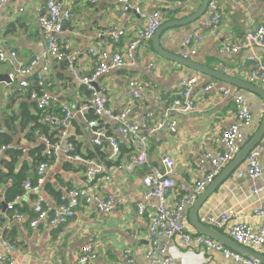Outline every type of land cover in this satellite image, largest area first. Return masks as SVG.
<instances>
[{
    "label": "crops",
    "instance_id": "obj_1",
    "mask_svg": "<svg viewBox=\"0 0 264 264\" xmlns=\"http://www.w3.org/2000/svg\"><path fill=\"white\" fill-rule=\"evenodd\" d=\"M64 1L73 13V18L63 27L64 49L74 56V67L83 75L89 74L94 68V59L88 55V49L110 50L107 37L110 30L117 28L123 32L118 46L123 50L142 30L146 17L153 10L160 11L162 26L167 22L189 17L201 4L200 0L175 3L164 0H133L137 3L140 14L131 11L120 16V6L115 0H99L95 5H89V0ZM238 1L237 4L230 0H217L222 18L215 31L202 27L200 18L186 26L168 28L159 38L160 47L167 53L180 57L184 40L191 32H196L203 40L196 45V55L188 60L250 84L247 80L251 68L248 58L255 55L264 64V50L253 48L232 54L222 52V46L238 42L258 25L264 24V0ZM43 2L45 0H13L3 8L0 17V47L8 55L10 52L15 54L7 62L0 63V73L13 77L9 84L0 83V171H10L14 175L26 173L25 179L32 183L36 168L43 161H34V157L38 155L37 148H41L43 158V148L35 131L50 137H54L56 132L50 126L38 122L40 111L28 99L29 92L36 88L35 79L32 76H19L15 71L44 49L36 20V9ZM133 63L104 74L95 86L107 85L109 105L119 111L128 100L127 83L130 79L146 85L131 109L130 118L147 128L160 121L164 123V128L148 139V164L131 173L113 171V165L124 164L128 160L133 148L118 134L111 121L102 125L108 137L119 141V154L115 158L111 157L112 150L107 140L103 141V146L93 143L95 135L88 125L93 116L82 115L77 110L89 99V91L75 84L66 63L52 62L50 71L44 75L43 85L38 90H45L53 97L50 111L55 116H61L64 105L75 109L67 128L68 140L84 159L98 160L105 164L111 181L104 180V174L99 175L92 181V190L101 198L113 196L117 206L107 215L96 212L92 206H84L62 227H51L42 222L36 228H31L30 216L26 211L33 212L37 200L55 208L65 198L67 189L82 187L85 182V166L65 162L61 153L59 161L45 173L37 194L26 192L16 198L15 202L21 211L2 212V204L12 205L4 200L6 189L11 186L12 181L8 180L0 185V256L5 255L15 264H78L81 248L89 238H94L96 243L93 249L97 254L95 264H123L126 254L133 256L134 264H149L145 256L148 245L147 216L139 217L135 209V204L142 201L146 191L142 178L148 168L162 171L163 157H170L174 162L171 178L176 186L169 193L168 203L174 205L180 197L189 194L194 182L200 177L199 169L209 171L206 164L199 167L201 156L223 150L220 136L234 122L235 94L245 98L252 115L251 125L241 128L244 135L243 147L257 133L264 118V100L260 95L161 58L155 52L152 40L135 51ZM149 64L153 66L149 67ZM40 66L37 70H40ZM196 74H200L199 82L191 92L195 110L188 114L170 112L169 102L178 92L180 78ZM22 80L28 82V89L18 88ZM209 85L212 88L205 91ZM250 85L264 96L263 84ZM224 90H228L230 94L223 95ZM172 120L176 122L175 134L167 130ZM6 140L8 145L3 143ZM257 148L261 150L260 160L264 159V136L253 147L254 150ZM243 167L244 162L221 181L217 177L193 204L186 207L187 214L201 198L197 210V219L201 223L205 217L217 216L228 209L238 213L243 222L255 223L251 210L264 204V171L257 180L261 191L259 195L253 196L250 183L245 178L235 177L237 169ZM17 214L23 216L21 221L15 219ZM35 218L36 216L33 220ZM205 226L224 234L223 229ZM187 229L199 234L191 225L189 216ZM4 241L13 245L10 252ZM164 244L170 249L173 264H241L225 258L222 253L205 252L197 246L183 247L177 238L171 241L163 238L159 245Z\"/></svg>",
    "mask_w": 264,
    "mask_h": 264
},
{
    "label": "built area",
    "instance_id": "obj_2",
    "mask_svg": "<svg viewBox=\"0 0 264 264\" xmlns=\"http://www.w3.org/2000/svg\"><path fill=\"white\" fill-rule=\"evenodd\" d=\"M11 1L13 0H0V17L3 8ZM66 1L71 2L73 0ZM115 1L120 6V16H125L131 11L140 14L139 7L133 0ZM230 1L239 3L238 0ZM98 2L99 0H89L91 5ZM19 11L22 12V9ZM72 18L73 13L64 0H45L39 5L36 9V20L43 38L44 49L41 53L34 55L26 65L19 66L15 71L19 76H32L35 79L36 88L29 89L31 91L28 94V99L40 111L38 122L50 126L56 132L54 137H50L41 134L38 130L35 131V135L43 148L42 156L44 160L36 168V183L26 180L22 186L23 193L30 192L34 195L38 193L45 173L59 161L61 153L65 162L85 166L83 186L67 189L64 193L65 198L61 200L58 206L51 208L42 200H37L34 203L33 212L36 218L30 220L29 226L31 228H36L42 222L51 227H62L71 221L77 211L84 206H92L96 212L103 215L109 214L117 206L113 196L101 198L92 190V181L99 175L104 174V180L111 181V176L108 174L105 164L98 160L84 159L77 152L75 145L68 140L67 128L73 118L75 109L69 105H64L61 116H55L50 111L53 97L45 90H38L43 85L44 75L49 73L52 62H65L75 84L85 87L89 91V99L81 104L77 110L82 115L92 114L93 116L88 121V125L95 135L93 143L97 146H103V141L107 140L112 150L111 157L115 158L119 154V141L108 137L105 127L102 125L107 121H111L115 124L118 134L133 148V153L124 164L113 165L115 173H131L141 166H146L148 164V139L164 128L163 121L147 128L130 118L131 109L140 98L146 85L130 79L127 83L128 100L124 108L119 111L112 109L109 105L107 85L95 86L98 80L111 70L134 64L135 51L138 48L145 47L162 24L160 11L153 10L150 12L145 19L142 30L123 50L118 48L123 32L117 28L110 30L107 34L110 50L88 49V55L94 59V68L87 75L81 74L74 67V56L64 49L63 27ZM221 18L222 15L217 0H209L207 9L200 19V25L215 31L220 25ZM202 40L200 34L191 32L182 44L183 50L179 54L180 58L188 60L194 57L197 52L196 45L200 44ZM253 48L264 50V24L258 25L238 42L223 45L222 52L235 54L241 50H252ZM14 55V52H10L8 55L0 47V63L7 62ZM248 60L251 66L247 76L248 82L264 85V64L255 55H251ZM38 66H40V70H37ZM152 66V64H149V67ZM199 75H184L180 78L178 92L169 102L168 110L170 112L188 114L195 110V101L191 96V92L199 82ZM10 80L13 81L12 76H10ZM18 88L26 90L29 88V84L26 80H22L19 82ZM211 88L212 86L209 85L204 90L208 91ZM222 93L223 95L230 94L228 90H224ZM233 105L234 122L220 136L223 150L215 153H205L201 156L199 167L201 168L206 164L209 166V171L199 169L200 177L194 182L189 194L180 197L174 205L168 203L169 193L176 186L171 178L174 162L168 156L163 157L161 161L162 171L149 167L147 173L143 176L142 185L146 191L143 194L142 201L135 204V209L139 217L147 216L148 245L145 256L149 264H173V257L168 246L166 244L159 245V241L163 238L168 241L177 238L183 247L197 246L205 252L222 253L225 258L241 264H263L257 258L243 256L210 236L196 232L191 233L187 229L188 214L186 207L193 204L196 198L220 176L223 168L231 163L243 148L244 135L241 128H248L251 125L252 115L243 96L235 94ZM167 130L175 134V120L169 122ZM260 154L261 150L259 148L250 151L243 161L244 167L237 169L235 173L237 179L245 178L250 183L253 196L259 195L261 191L257 180L264 171V159L260 160ZM151 200L154 201L149 204ZM251 217L255 223L243 222L238 213L233 209H228L217 216L205 217L202 223L223 229L224 235L231 238L235 244L250 252L264 256V204L254 207L251 210ZM15 219L21 221L23 216L17 214ZM95 243L94 238L88 239L87 244L79 252L78 264H95L97 260V254L93 249ZM4 244L7 245L8 252L14 248L7 241H4ZM124 259L123 264H134V258L131 254H126ZM0 264H15V262L2 255L0 256Z\"/></svg>",
    "mask_w": 264,
    "mask_h": 264
},
{
    "label": "water",
    "instance_id": "obj_3",
    "mask_svg": "<svg viewBox=\"0 0 264 264\" xmlns=\"http://www.w3.org/2000/svg\"><path fill=\"white\" fill-rule=\"evenodd\" d=\"M164 1L175 3L178 1L186 2L187 0H164ZM200 1H201V4H200L199 8L189 17H187L183 20H179V21L167 22V23L163 24L162 26H160V28L156 31L154 37L152 38L153 48H154L155 52L161 58H165L167 60L177 62L180 65H182L186 68H189L192 71H196V72H199L201 74L209 75L210 77H213V78H216V79L221 80L223 82L232 84V85L237 86L241 89H244V90H247L250 92H254V93L260 95L264 100V96L261 95L259 93V90L256 89L255 87H253L252 85L247 84V83L242 82V81H238V80L231 78L227 75L217 73L216 71L209 70L206 67H203L201 65L196 64L192 60H184L180 57L169 54L160 47L159 38H160L161 34L164 31H166L168 28H172L174 26H186L188 24H192L195 21L199 20L204 15V13L207 9V5H208L209 0H200ZM0 83H5V84L11 83L9 74L0 73ZM263 136H264V118H263V121H262L257 133L255 134V136H253V138L243 147V149L235 157V159L226 167L225 171L222 172L223 174L220 177H218V178H220L219 181L223 180L224 178H227L228 175L234 169H236L239 166V164H241L244 161V159L249 154V152L253 149V147L255 145H257L259 143V141L261 140V138ZM201 200L202 199L199 198L198 201L193 205V207L189 211L188 216H189V220H190L191 225L193 227H195V229L199 233L210 236V237L220 241L222 244H224L228 248L238 252L239 254H241L243 256L257 258L258 260H260L264 264V256H261V255H258V254H255L253 252L246 250L245 248L235 244L231 239H229L228 237H226L224 234L220 233L219 231L208 228L207 226H205L204 224L199 222V220L197 219V210H198L199 203L201 202ZM2 207H3L2 212H4L6 210V205L2 204Z\"/></svg>",
    "mask_w": 264,
    "mask_h": 264
},
{
    "label": "trees",
    "instance_id": "obj_4",
    "mask_svg": "<svg viewBox=\"0 0 264 264\" xmlns=\"http://www.w3.org/2000/svg\"><path fill=\"white\" fill-rule=\"evenodd\" d=\"M89 5H91V4L89 3ZM63 63H65V62H63ZM89 117H91V116H89ZM6 142H7V140L3 142V143H5L4 145H8V143H6ZM37 151H38V155L40 157L38 155L35 156L34 157V161L36 163H39L42 160H44V158H42L41 157V154H40L41 148H37ZM26 177H27V174L26 173H23V172H19L18 174L14 175L10 171L8 173H2V171H0V185L1 184H5L6 181H8V180H11L12 181L11 186L10 187H7L6 192H5V195H4L5 202L6 203H9V204H12V205L5 204L6 207H7L6 210L8 212H11L12 213V212H15V211H21L19 209V206L17 205V203L15 201H16V198L17 197H19V196H21L23 194L22 184L26 180L25 179ZM33 182H34V184L36 183V176H34ZM2 209H3V207H2ZM26 212L30 216V220L35 217V214L33 215V212L32 211H26Z\"/></svg>",
    "mask_w": 264,
    "mask_h": 264
},
{
    "label": "bare ground",
    "instance_id": "obj_5",
    "mask_svg": "<svg viewBox=\"0 0 264 264\" xmlns=\"http://www.w3.org/2000/svg\"><path fill=\"white\" fill-rule=\"evenodd\" d=\"M29 223H30V221H29ZM199 234H201V233H199ZM201 235H204V234H201ZM206 236V235H205Z\"/></svg>",
    "mask_w": 264,
    "mask_h": 264
},
{
    "label": "clouds",
    "instance_id": "obj_6",
    "mask_svg": "<svg viewBox=\"0 0 264 264\" xmlns=\"http://www.w3.org/2000/svg\"><path fill=\"white\" fill-rule=\"evenodd\" d=\"M12 82V81H11Z\"/></svg>",
    "mask_w": 264,
    "mask_h": 264
}]
</instances>
